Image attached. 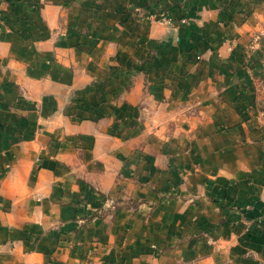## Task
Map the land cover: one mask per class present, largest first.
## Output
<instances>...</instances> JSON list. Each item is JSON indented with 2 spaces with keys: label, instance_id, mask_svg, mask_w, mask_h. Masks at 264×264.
Returning a JSON list of instances; mask_svg holds the SVG:
<instances>
[{
  "label": "crops",
  "instance_id": "obj_1",
  "mask_svg": "<svg viewBox=\"0 0 264 264\" xmlns=\"http://www.w3.org/2000/svg\"><path fill=\"white\" fill-rule=\"evenodd\" d=\"M0 264H264V0H0Z\"/></svg>",
  "mask_w": 264,
  "mask_h": 264
},
{
  "label": "built area",
  "instance_id": "obj_2",
  "mask_svg": "<svg viewBox=\"0 0 264 264\" xmlns=\"http://www.w3.org/2000/svg\"><path fill=\"white\" fill-rule=\"evenodd\" d=\"M161 20H163L164 22H168V17L162 15Z\"/></svg>",
  "mask_w": 264,
  "mask_h": 264
}]
</instances>
